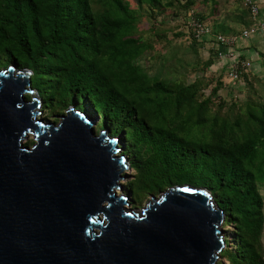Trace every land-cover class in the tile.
<instances>
[{"label": "trees", "instance_id": "16d2710c", "mask_svg": "<svg viewBox=\"0 0 264 264\" xmlns=\"http://www.w3.org/2000/svg\"><path fill=\"white\" fill-rule=\"evenodd\" d=\"M96 1L98 8L91 0H0V68H28L43 109H90L111 136L123 135L120 155L134 171L125 184L133 202L175 184L203 186L233 227L234 249L219 255L228 264H264L256 258L262 247L257 185L264 184V107L248 105L244 119L207 121L212 101L209 94L194 98V81L171 84L135 62L150 45L133 34L138 12L131 3L158 11L177 7L171 14L182 19L193 9L203 21L193 7L197 0ZM206 62L213 64L211 55ZM216 79L222 83L219 73Z\"/></svg>", "mask_w": 264, "mask_h": 264}, {"label": "water", "instance_id": "95a60500", "mask_svg": "<svg viewBox=\"0 0 264 264\" xmlns=\"http://www.w3.org/2000/svg\"><path fill=\"white\" fill-rule=\"evenodd\" d=\"M30 73L0 68V264H215L224 213L209 190L175 184L128 208L118 138L71 105L37 119Z\"/></svg>", "mask_w": 264, "mask_h": 264}, {"label": "rangeland", "instance_id": "374dc122", "mask_svg": "<svg viewBox=\"0 0 264 264\" xmlns=\"http://www.w3.org/2000/svg\"><path fill=\"white\" fill-rule=\"evenodd\" d=\"M131 5L138 12L136 29L134 28L133 34L150 45V48L138 56L135 62L148 76H156L176 85H186L194 81V98L200 100L209 94L212 101L208 105V110L204 113L207 121L212 116H215L217 119L235 117L244 119L248 105L250 107H264V69L254 72L251 69L252 64L248 65L251 66L250 68L246 67V70L250 69L248 74L243 72L244 76L240 77L234 84H227L226 79L223 77L224 73L221 72V83L216 79L218 70L216 71L215 65H210L206 62L207 56L203 50V45L199 42H191V39L188 37L185 26L181 22V13L177 15L171 14L172 8L178 9L177 7L164 8L158 11L154 7L151 8L139 3L133 2ZM91 6L98 8L100 3L96 0H91ZM193 7L204 16L205 21H208L210 24L212 23L213 26H220L222 29L228 24L227 20L231 21L235 19L237 14L244 11L241 0H197ZM212 28L215 29L216 27ZM261 59L264 67V55ZM248 63L250 62L248 61ZM217 83H219V86H217L216 91H210ZM25 96L28 97L27 100L30 97L27 93L24 94ZM66 108H63L60 111L61 113L53 114L50 109L45 110L40 105L36 118L45 122L56 123L59 116L64 114ZM84 112L92 118H97L93 125L94 134L99 129L104 128L107 134L111 136L107 128L100 126L101 122H98V117L92 110L88 109ZM115 136L118 138L116 142L117 146L121 147L123 145V135L117 133ZM32 142L33 135L29 133L26 139L23 140V144L30 145ZM123 149L124 145L123 148L118 150L116 155H119ZM125 156L127 157V155ZM133 172L131 168L124 169L122 172L123 178L119 180L121 189L116 190V193L121 192L127 195V204L125 206L133 210H139L149 200L150 194L141 196L140 202L135 203L130 199V193L125 188V184L131 178ZM257 186L262 201L261 214L263 224L260 237L262 247L259 254H256V258L264 261V184H258ZM162 191L164 189L152 195L157 196ZM221 233L224 239L222 250L225 247L234 249L235 239L233 238V227L231 224L222 222ZM226 240H229V245H227ZM215 264H228V262L224 256L221 257L218 254Z\"/></svg>", "mask_w": 264, "mask_h": 264}, {"label": "built area", "instance_id": "2783aa9c", "mask_svg": "<svg viewBox=\"0 0 264 264\" xmlns=\"http://www.w3.org/2000/svg\"><path fill=\"white\" fill-rule=\"evenodd\" d=\"M264 0H242L252 23L249 28L243 29L239 34H224L214 30L205 20L201 21L194 15L193 9L187 10L182 23L185 26L188 37L200 42L210 52L212 59L221 64L226 83L234 84L240 79L241 73L246 70L249 63L235 49L237 38H246L249 33L257 32L264 34V17L260 18V5Z\"/></svg>", "mask_w": 264, "mask_h": 264}, {"label": "crops", "instance_id": "0c3cea01", "mask_svg": "<svg viewBox=\"0 0 264 264\" xmlns=\"http://www.w3.org/2000/svg\"><path fill=\"white\" fill-rule=\"evenodd\" d=\"M242 3V0H241ZM261 4V3H260ZM243 5V4H242ZM243 12H240L239 16H235V19H232L231 21H228V24L223 27V29L220 26L214 25L216 28L214 30H217L219 32H222L224 34H234L237 35L239 32L243 29L249 28L252 19L246 9V7L243 5ZM260 13L259 17L263 18L264 17V4L260 5ZM206 23L210 24L208 21H205ZM210 26L214 27L213 24L211 23ZM226 31V33H225ZM200 43V42H199ZM201 44V43H200ZM203 45V44H202ZM204 49V52L206 56H210L209 52L206 47L202 46ZM235 49L236 51L244 57L246 60H248L250 63L249 65L252 64V70L254 72H259L261 69H264L262 65V59L261 57L264 55V34H259L257 32H251L249 33L248 37L246 38H237L236 44H235ZM215 65L216 71L218 70V73L220 74L223 71L221 70V64L213 62ZM249 68L251 66H248ZM250 70V69H249ZM249 70H245L244 73L246 72L248 74ZM217 73V74H218ZM243 73V74H244ZM253 73V72H251ZM243 76V75H241Z\"/></svg>", "mask_w": 264, "mask_h": 264}]
</instances>
